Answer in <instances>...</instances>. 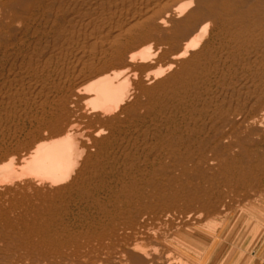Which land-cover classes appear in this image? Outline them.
<instances>
[{
  "label": "bare ground",
  "instance_id": "bare-ground-1",
  "mask_svg": "<svg viewBox=\"0 0 264 264\" xmlns=\"http://www.w3.org/2000/svg\"><path fill=\"white\" fill-rule=\"evenodd\" d=\"M93 14L99 16L93 18ZM106 15H108L109 18H106ZM211 23H222L226 25V30L231 36L229 42L233 45V49L231 48L233 52L247 51L252 47H263L264 0H162V2L160 0H0V68L3 70L8 68L7 73L13 80H16L19 76H23L22 80L24 79V82L28 81L30 96L26 100L29 102L33 101L35 104L39 103V105H37L38 107H45L48 105L52 107V109L54 108L53 110L59 115L55 125L57 126L58 124V128H56L57 130L54 135L59 137L62 136L56 140L52 139V136L50 139H42L43 141L41 140V142H38L39 144H36V147L34 146L35 149L33 148V152H30L31 155L29 158L21 161L22 163L19 167L15 165L14 158H10L5 163L0 164V186L13 185L19 181L23 182L22 180L25 177H31L30 179L32 180H28L31 185L34 186L41 183L43 187H45L44 190L47 192V195H52L58 190L61 191V185L65 184V187L62 188V192L67 188H72L77 192L79 191L85 199V203H87L92 210L95 209L99 212L98 226L95 229L91 230V228L89 231L87 230V233L83 234V232H81L82 234L77 237L74 235L75 238H68L65 241L60 240L62 242H57L56 240L53 241V238L50 239V241H46L43 238V236L48 233L46 226L39 228L40 230L37 231L35 228L36 225L33 227V225L27 224V232L25 231L26 235H24L25 233L23 231L24 234L20 235L21 231L18 229L25 224L22 217L13 218L11 216L12 218H10L6 215L7 213L3 214L2 211H0L2 213H0V264H183L182 257L185 255L188 257V254H192L187 253L189 252L187 248H196L180 240L181 244L178 248L180 255L173 261L174 257H171V254L166 255L160 253L154 244L172 231L176 232L178 229L185 228V226L189 224H200L202 215L216 216V214H220L225 205L223 203L224 201L222 202L224 198H222V200L220 199L221 197L214 198V194L212 193L214 190H210L211 188L206 189L202 187L204 190L200 189L201 192L197 191V193L189 194L191 191H195L193 190L192 181L195 180L196 182L202 177L207 178L208 172H213L212 168L214 169V166L212 168L206 166L207 170L205 169L204 171L207 172L203 174L201 170L194 172L191 169L188 171L185 166H181L184 161L180 164H178L179 162L177 161V163L175 162V166L185 167V170L177 166V169L183 170L181 172L180 170L177 171L174 166L177 172L173 170L170 171L174 174L180 172L182 178L185 176L186 178L184 177V179H182L183 182L185 181L184 183L179 179L178 181H180V183L172 182L170 179L171 181L148 184L145 189H137L134 184L123 180V182H121L122 184L116 187L117 192L115 193L114 200L106 203L94 200L96 196L100 194V191L97 188L95 191L92 190L95 185H90V183L93 182H90V180L95 171H97V169L99 170L101 166V160L99 159L101 157L104 158L103 155L111 157L112 160L110 159V161L116 162V151H121L120 155L122 161L125 162L126 160L128 161V158L133 156L132 154H135L136 150L129 151L128 141L127 146L126 139L118 140L120 136L117 134H120L122 128L127 124L134 123L139 119L147 120V118L151 117L152 105H149L151 107V109H149V106L146 104L152 100V97L155 98L157 96H155V94L158 88V90L164 94L165 98L168 99L167 103L168 101L172 102V105L175 107H173L174 109L182 107V105L185 106L190 99H197L198 96H201L202 80H205L211 73L212 69H210V67H214V65H211L213 57L205 53L203 46L209 34ZM78 26H86L92 30V34L96 35V39L93 43L94 49L92 51L97 50L96 47L99 43L102 45L108 43L110 47H114L113 49L110 48L111 54H109L110 52L108 53L105 51V48L103 49L104 46L101 45L102 48L100 45L98 46V48H101L110 55L109 59L103 64L97 65L90 59L85 60L87 58L84 56L88 52L87 51L84 55H82V53L76 58L75 65L72 64L74 66L72 67L73 79H70L68 74L65 77V81H63V79H60L62 81L57 79L59 81L57 83L55 81L54 84L53 82L52 84H50L51 82L48 83L45 81L46 71L48 72V69L61 63V58L67 56L69 49L67 47L65 48V45L72 43ZM123 35L131 38V44L129 46L127 45L128 48H126L127 51L130 52L131 50V52L126 56L122 54L126 46L124 47L120 42V37ZM156 38L160 39L158 41L164 39L165 41L169 40V42H174L173 46H175L171 48L173 49L172 54H170L171 56L169 55L170 57L167 61L168 69L165 71L158 70L154 74V78H160L167 72L168 74L170 72L172 73L159 82L160 85H158L157 89L154 88L156 90L154 91L149 87L150 83H148V79H150L151 75L146 74V76H144L141 74L146 78V80H143V78H139V75H136L135 71L137 68H142L144 73H150L154 69L150 62L157 53H153L149 46L153 44L155 40L157 41ZM163 41H161L162 44ZM141 47L145 48L141 50ZM102 50L101 52L103 53ZM23 51L24 56L22 55ZM90 51L87 54H90ZM237 54L239 53L237 52ZM119 68H123L122 71L119 70L115 72ZM61 74H59V76ZM49 75L50 74H48V76ZM48 76L47 78H49ZM22 80L20 78V81ZM136 91H139L141 96H135L137 93ZM11 92L13 91L11 90ZM164 96L162 99H164ZM136 97L138 98L134 100ZM142 97L148 99H146V104L141 102L143 100ZM229 108H231V106ZM261 109L264 110V106ZM181 110L179 111L180 113ZM262 110L260 112H262ZM81 111L89 113V116L86 117L89 122L88 127L90 125L91 127L89 129L93 130L90 135L88 134L89 136L87 139H84L82 136H70L66 133L67 128L73 127L75 124L79 125L76 118L80 119ZM184 111L185 110H183V112ZM176 112L178 113V111ZM225 112L227 111L225 110ZM235 112H231L232 114H225L223 112L224 115L219 114L220 116L222 115L219 121L214 120L215 122L212 126L209 125L211 126L209 127V132H211L210 134L212 135L206 133L207 137L202 141L200 140V146H209L214 143L221 146L223 140L227 139V141L229 140L231 142V145H228V147L230 146L231 148L235 143H240L241 145L245 140H248L246 138L247 135H244V138L241 137L243 136V129L246 132L262 133L264 130V116L260 118L259 116L256 117L258 115V109L253 113H257V115L251 119H248L246 116H244L243 119L237 118ZM170 114H173V110L170 111L168 115ZM176 114L174 112V116ZM200 114H192L190 120L193 121V123L189 119L182 120L183 130L180 134L179 143L182 144L184 142L185 136H187L186 138H188L189 141H193L195 137L197 138V136L206 129H200L197 124L202 120L200 119V116H202ZM207 115L208 114L205 116ZM240 115V117H242V113H240ZM168 119H166L164 123L169 121ZM181 119H183V117ZM205 121V124L202 123L207 126ZM138 122H140V120ZM181 127L182 126H180L179 129ZM177 128L176 130H178ZM144 131L143 133L145 134ZM175 134L176 133H174V135ZM250 135H248V137ZM148 137L149 136H144L142 139L143 142L140 141L141 139H137L135 143L132 141L135 144L134 148L137 149L135 146H137L140 141L143 143L142 145L151 149ZM166 138L167 141L170 140L169 137L166 136ZM178 142L175 143L174 140L171 144L169 143L170 145L168 144L166 153L169 154V156L167 155L168 157L166 160L170 155H177L179 157L180 153L178 150H180V144L179 147H177L179 149L175 148ZM89 144L92 145V148L94 147L97 150L100 157L97 156L98 154H96L97 158L95 159L91 157ZM193 144L195 145L196 143ZM237 145L238 144L235 146ZM245 145L247 146L248 144ZM225 146L222 145V148ZM242 146L244 145L242 144ZM209 148L206 147L207 150ZM218 148L221 149L219 146ZM202 149H205V147ZM161 150L163 151L164 149ZM223 152H219V154L221 153L223 155ZM139 154L141 155L142 153ZM193 154H195V152ZM204 155L198 158V160H193V162L197 161V165L199 166L202 162V164L206 163L208 165L211 160L213 162L217 161L216 159L214 161L212 158L213 156L210 158L206 156L207 154ZM121 157L119 158L121 159ZM180 157L179 160L181 161ZM187 158H185V160ZM122 161L120 162L121 164ZM133 162L134 161H132V163ZM188 163L186 166L190 164ZM117 165L119 164L117 163ZM190 167L189 165V168ZM103 168L101 169L103 170ZM124 168L125 167H123V170ZM193 168L194 170L197 169H195L194 164ZM127 170H129V167ZM125 171L123 173H126ZM177 175L180 176V174ZM200 175H202V177H200ZM95 176L93 177L95 178ZM172 178L174 179V177ZM187 179L189 182H187ZM35 187L36 186H34V188ZM198 187L200 188V186ZM58 192L56 194L61 193ZM184 192L186 193L184 194ZM182 200L185 203H183ZM179 202L186 205L183 212L175 209H180ZM50 205L51 204H49V206ZM45 209H47L45 212L53 216L54 213L52 214V209L50 207H45ZM42 219L44 221L45 218ZM47 219L48 218H46L43 223L47 222ZM43 223L42 225H44ZM211 225L212 224H210V226ZM211 228L215 230L216 226L212 225ZM216 229L218 230V228ZM34 230L37 232H34ZM198 252L201 254L200 259H202V256L205 257L206 253L202 254L200 251ZM189 258H191V256Z\"/></svg>",
  "mask_w": 264,
  "mask_h": 264
},
{
  "label": "rangeland",
  "instance_id": "rangeland-1",
  "mask_svg": "<svg viewBox=\"0 0 264 264\" xmlns=\"http://www.w3.org/2000/svg\"><path fill=\"white\" fill-rule=\"evenodd\" d=\"M160 1L162 2V0ZM98 16L99 15L93 14V18L98 17ZM105 17L107 18L108 15H106ZM76 30L78 32L76 31V34L74 35L72 43H68L67 45H65V48L67 47L69 49V52L67 53L66 57L64 56L62 57L63 59L61 58L62 65L61 63H58V65H55L51 67L50 69H48L49 70L48 72L50 73L46 71L45 81H47L48 83L51 82L50 84H52L53 82L54 84V81L56 83L59 81H62L60 79H63V81H65V77L68 74H69V78L73 79L72 67H74L73 65H75L76 63V58L79 57L82 53H83L82 55H84L85 52L87 51H88L87 53H89V51L91 50L90 51L91 53L90 54L86 53L87 56L85 55L84 57H86L87 59L85 60L90 59L97 65L103 64L109 59L110 57L109 54H111L110 48L113 49L114 47L112 46L110 47V44L108 43L105 45H102L101 43H99L100 47L101 45L104 46L103 49L105 48V51H107L108 53L110 52V53L108 54L105 51H103L101 49L102 47L98 48L99 46L98 44L96 47L97 50L96 51L94 50L95 51L94 52L92 50L94 49L93 43H94V40L96 39V35L92 34V30L90 28H87L86 26H78ZM228 33L229 32H227L225 24L224 25L222 23L221 24L220 23L210 24L209 34L206 37L203 43V46L205 49V53L213 57V62L211 65H214V67L213 66L210 67V69H212L211 73L207 76V78L205 77L206 79L204 78L205 80H202L203 85L201 86V91H202L201 96H198L197 99L196 98L190 99L185 106L182 105V107H179L177 109H174L175 107L174 105H172L171 101H168L167 103L168 99L165 98L164 94H162L160 90H158L159 89L158 85H160L159 82L164 80L165 77L169 76V74H171L172 72L168 74V72L166 71L167 73H165L164 76H161L160 78L158 77L156 79L154 78V74L158 70L165 71L168 69L167 61L169 60V57L171 56L170 54H172L173 49L171 48H174L175 45L173 46L174 42L173 43L169 42V40L165 41L164 39L163 40L165 42L161 40L163 41V44H162L161 41H158L160 39L156 38L157 41L155 40L153 44L149 46L150 50L152 49L151 51L153 53H157V55L150 62V64L154 67V69L150 73L148 72L144 73V70L142 68H137L135 71L136 75L137 76L139 75V78L141 79L143 78V80H146V78H144L142 75L144 76H146V74L151 75L150 79H148V83H150L149 87L153 89L154 91H156L155 89L158 88L155 94V96L156 95L157 96L155 98L152 97V100L149 101L150 103L152 102L153 104L152 103L150 104L149 102L148 104H146L148 100L146 97L144 98L142 97L143 100L142 101L140 100L141 102H144V104H146L147 106L152 105L153 109L151 110V117L147 118V120L139 119L140 122H138L139 120H136L134 123H129L122 128L121 130L122 132H120V134L119 133L117 134L118 136H120L118 140L126 139L125 140L126 145L129 143L128 144L129 146L128 145L127 146L129 147L130 152L131 150L133 151L136 150V152L135 154H132L133 156L128 158V161L126 160L125 162L122 161V157L120 155L121 151L120 152L116 151L117 153V156L115 157L116 162L110 161V159L112 160L111 157L109 156L106 157L105 155H103L104 158L101 157L99 159L101 160V166L100 168L98 167L99 168V170L97 169L98 172L95 171V173L93 174V176L97 174L95 176L96 179L92 176V179L90 180V182L93 181L91 182L92 184L89 182L90 185H95L92 188L93 191L97 189L100 191L99 192L100 194L96 196L94 200L95 201L99 200L100 202L102 201L106 203L108 201L114 200L115 193L117 192L116 187H119L120 184H122L121 182H123V180L128 183L134 184L137 187V189H145L148 184H156V183L163 182V181L172 180V182L180 183V181H178L179 179L181 180V182H183L182 179H184L185 176L182 178V174L180 172L185 170L184 169L185 167L188 171H190L191 169L194 172H196L197 170H201L203 174H205V172H207V171H204L206 169V166L210 168L214 166V169L212 168L213 172H208L209 174L207 175L208 176L207 178H204L202 177V175H200V177H202L201 179L197 180L196 182L195 180L192 181L193 188H194L192 189L195 191H191L190 193L188 191L186 192H188L189 194H192V193L194 194L195 192L197 193V191L201 192L200 189H203V188L210 189L211 188L210 190H214L212 191V193L214 194V198L221 197L220 198L221 200L222 198H224L222 202L224 201L223 203L225 205L223 204L224 208H222L220 214H216V216L207 215L208 217L206 215H202L200 224H192V225L189 224L185 226L186 229L182 228V229H178L176 232L172 231L167 236H165L163 239L158 240L154 244V246L158 248L160 253L166 254V255L171 254L172 255L171 257H174V260L170 257L173 261H175L176 258L180 255L178 252V248L180 247V244H181L180 240H183L188 245L195 247L202 254L206 253L205 257L202 256V259H200L201 254L196 249H192V247H188L187 249H189L188 250L189 252L187 253H192V254L191 255L188 254V257L187 255L182 257L183 264H253L254 254L259 252L260 249L262 248V245L264 244V130L262 131V133L260 132L254 133L250 131L246 132L243 129L242 130L243 136L241 137L244 138V135L245 136L247 135L246 138L248 139V140H245L247 142L244 141V143H242L245 146V148L244 146H242V144L240 145V143H235L231 147L232 148L231 149L230 146L228 147V145H231V142L228 140L230 142L229 143L227 139L223 140L224 143L222 142L221 146L219 144L216 145L214 143V144H211L213 146L209 145L210 148L208 145L200 146L199 144L200 140L202 141L207 137L206 133H208V135H212L210 134L211 132H209V127H211L215 121H219V119L222 117V115L220 116L219 114L231 113L237 110L235 112V115L237 114L236 117L240 119H243L244 116H246L248 119H251L252 117L256 116L257 113L258 115L256 117L259 116L260 118L261 116H264V110L261 109L264 106V43H263V47H257V48L252 47L251 49L247 51H243V52L234 51L233 52L232 50L233 45H231V43L229 42L231 36ZM127 37L128 36H124V35L120 37L121 44L124 45V47L126 46L125 50L122 53L124 56H126L127 54L131 52V50L129 52L126 49L131 44V38L128 37L129 38L128 39ZM144 48L145 47H141L140 49L142 50ZM101 50L103 51L104 54L101 52ZM237 52L239 54H237ZM22 55L24 56V51L22 52ZM248 65L250 68L248 67ZM56 68L57 69L59 68V69L57 70ZM7 69L0 70V164L5 163L10 158H14L15 165L19 167L22 163L21 161L29 158V156L33 152V148L35 149L36 144H39L38 142H41L42 139L43 140L44 138L50 139L52 136V139L56 140L58 138H61L62 136L59 137V136L54 135L55 131L57 130L56 128H58L57 127L58 124L57 126L55 125L59 117L58 113H56L53 110L54 108L52 109V107L48 105L45 107H38L37 105H39V103L35 104L33 103V101L29 102L28 100H26L30 96V91L28 90L29 89L28 81L24 82V79L22 80L23 76L22 77L19 76L16 80L15 79L13 80V78L9 77V74L7 73L8 72ZM122 69L123 68H119L115 72L119 70L122 71ZM58 71H59V74H61V72L63 71L61 74L62 76L61 75L59 76ZM47 73L50 75L48 76ZM47 76L49 78H47ZM20 78L22 81H20ZM14 81L17 83H15ZM21 83H23L24 85ZM11 90L13 92H11ZM136 92L137 93L135 94V96L136 95L141 96L140 95L141 93L139 91H136ZM158 95H161V96L163 95L165 100L162 99L163 96L161 97ZM137 98L138 97L134 98V100H136ZM150 106L148 107L149 109H151ZM230 106L231 108H229ZM256 109H258V112L256 114H253L256 111ZM172 110H173V114L168 115L169 112ZM175 110L178 111V113ZM180 110H181V113L179 112ZM183 110L185 111L183 112ZM225 110L227 112H225ZM261 110L262 112H260ZM83 112L84 111H81L82 115L80 114L81 116V117L79 116L80 119L76 118V121L78 122L79 125L75 124L73 126L74 129L72 126L70 128H67L66 133L69 134L70 136H74V137L82 136L84 139H87L88 136L91 134V131H93L89 129L91 127L90 125L88 127L89 122L87 121L86 117L89 116L88 115L89 113H86V112L83 113ZM174 112L175 114L177 113L175 115L177 117L174 116ZM191 112L192 114L201 113L200 115L202 116H200V119H202L203 121L200 120L199 121L200 125L199 123L197 124L200 129L206 128L205 130H203L205 134L202 132L201 134L197 136V138L195 137L193 141H189V139L186 138L187 136H185L184 142L181 144L178 141L180 138L181 131L183 130L182 120L184 119L190 120V117H192ZM240 113H242V117H240L241 116ZM206 114L208 115L205 116ZM160 115L164 117L162 118ZM182 115H185V116H182ZM182 117L183 119H181ZM166 119H168L169 121L164 123ZM150 121L151 122L153 121L152 122L153 125L151 124ZM204 121L206 122L207 126L203 125ZM191 122L193 123V121ZM179 125L182 126L181 127L182 129L181 128L179 129L180 127ZM151 126L153 129L151 128ZM176 128L178 130H176ZM84 130L85 131L87 130V131L85 132ZM143 131L145 132V134L143 133ZM173 132L176 133L177 135L176 134L174 135ZM53 135H54V138H53ZM143 135L149 136L148 138L151 141L149 139L148 141L151 145V149H149V147H145L144 145H142L143 143L141 142H143L142 140L144 138ZM248 135L250 136L248 137ZM166 136L169 137L170 140L169 139L168 140L170 142L166 140L167 139ZM137 139H141L140 140L141 142L139 141L137 146H135L137 147L136 149L134 148V145H135L134 143ZM174 140H175V143L178 142V145L175 147L176 149H179L177 147H179V144H180V150H178V152L180 153L179 157L181 156L180 157L181 161L179 160V157L177 155H170L169 158L171 159L168 158L166 160V158L169 156V154L166 153L168 144L169 143L171 144ZM193 143H196V144L194 145ZM236 144L238 145L235 146ZM245 144H248L247 145L248 147ZM222 145L224 146L226 145L224 147L225 149L222 148ZM88 146H90L89 152L91 154V157H93L94 159L97 158V156L100 157V154H98L97 150L94 147L93 148L91 147L92 145L89 144ZM215 146L217 148L219 146L221 149L218 148L219 149L218 150ZM204 147L205 149L206 147L209 149L208 150L202 149ZM240 148H242L243 150ZM161 149H164V150L162 151ZM192 151L193 153L195 152V154H193ZM212 151L214 152V155ZM215 151L217 152V154ZM218 151L221 153L223 151L225 152H223V155H222L221 153L219 154ZM137 152L142 153V154L140 155ZM199 153L201 156L199 155ZM204 153L205 155L207 154L206 155L207 157L211 158L213 156L212 158L214 159V161L215 159L219 161L213 162L209 158L211 160V161L209 160L211 163L208 161L209 166L206 163L202 164L203 162L201 163L202 165L200 164L198 166L197 161L193 162V160H198V158L203 157ZM96 154L98 155L96 156ZM186 156L187 157L189 156L188 157L189 159ZM119 157H121V159ZM185 158H187L188 160L187 159L185 160ZM121 161H122V164L120 163ZM132 161L134 162L132 163ZM177 161L179 162L178 164H180L182 161L185 162V163L183 162L184 165L183 164L181 165V166H185L183 168L177 165L183 170L177 169L178 167L175 166L176 165L175 162L177 163ZM117 163L119 165H117ZM187 163L192 168L191 167L189 168V165L186 166ZM193 164H194L195 169L198 166L196 170H194ZM203 165L205 168L203 167ZM105 166L106 167L108 166V167L106 168ZM174 166L176 170L177 171L180 170V172L176 173L177 171L174 169ZM123 167H125L124 170H123ZM128 167H129V170H127ZM101 168H103V170ZM166 170H167V173H166ZM170 170L176 171L175 172L176 174H174ZM124 171L126 173H123ZM123 174H126V175H123ZM177 174H180L181 177ZM172 177H174L175 181ZM30 178L31 177H25L22 180L23 182L19 181L13 185L0 186V211H2L3 214L7 213L6 215L10 218L12 217L17 218L21 216L24 223L26 224V225L24 224V226H20V229H18L19 231H21L20 235L24 233H25L24 235H26L27 224L31 226L33 225V227L34 225H36L35 228L37 229V231L40 230L39 228L46 226V228L48 229L47 230L48 233H46L43 236V238L46 241H50V239L53 238L52 239L53 241L56 240L57 242H59L60 240L65 241L68 238H73V237L75 238V236L77 237L81 235L82 234L81 232H83V234L87 233L91 228H92L91 230H93L98 226L97 225L98 224L97 222L99 220L98 210H95V209L92 210V208H90L87 205V203H85V199L83 198L82 194L79 191L77 192L76 190L72 188L71 189L67 188L65 189L66 191L64 190L65 192L64 193L62 192L63 191L62 188L65 187V184H64V185H61L62 187H60L61 191L58 190L61 193L57 191L59 194H56L57 193L56 192V193H53L52 195L50 194L47 195V192L44 190L45 187H43V184L41 183H39V185L37 184L39 187L37 185H34L37 187V188L36 187L34 188V186L30 184V181L32 180ZM187 182H189L188 179H187ZM197 185L200 186V188ZM194 186L197 189L198 188L199 189L197 190ZM186 192H184V194ZM182 202L185 203L183 200ZM182 202H179L180 209L175 208L177 211L183 212V210L185 209L186 205L183 204ZM49 204L51 205L49 206ZM44 205L45 207H50L52 209V214L54 213L53 216L50 214L52 217L48 214V212H45L47 209H45ZM42 212L44 213V215ZM42 218H45V219L48 218L47 222L43 223L45 219L43 221ZM212 220L214 221V224ZM42 223L44 225H42ZM210 224L215 225L216 228H218V230L216 228L215 230L211 228L212 225L210 226ZM218 225L219 226L221 225V226L219 227ZM206 226L211 229L208 230L209 228H207ZM37 231L34 230V232H37ZM190 256L192 259L189 258Z\"/></svg>",
  "mask_w": 264,
  "mask_h": 264
},
{
  "label": "crops",
  "instance_id": "crops-1",
  "mask_svg": "<svg viewBox=\"0 0 264 264\" xmlns=\"http://www.w3.org/2000/svg\"><path fill=\"white\" fill-rule=\"evenodd\" d=\"M253 258V264H264V244L260 251L254 254Z\"/></svg>",
  "mask_w": 264,
  "mask_h": 264
}]
</instances>
